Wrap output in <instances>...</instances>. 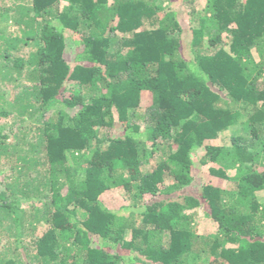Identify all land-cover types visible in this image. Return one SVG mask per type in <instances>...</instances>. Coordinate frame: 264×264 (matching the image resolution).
Segmentation results:
<instances>
[{"label":"trees","instance_id":"obj_1","mask_svg":"<svg viewBox=\"0 0 264 264\" xmlns=\"http://www.w3.org/2000/svg\"><path fill=\"white\" fill-rule=\"evenodd\" d=\"M61 1L0 5L17 26L0 30V264H264V0H207L189 58L156 0ZM198 149L232 191L183 192ZM112 187L128 216L101 201Z\"/></svg>","mask_w":264,"mask_h":264},{"label":"rangeland","instance_id":"obj_2","mask_svg":"<svg viewBox=\"0 0 264 264\" xmlns=\"http://www.w3.org/2000/svg\"><path fill=\"white\" fill-rule=\"evenodd\" d=\"M16 0H3L2 5L3 7L10 8ZM157 4L161 6L162 12L166 11L168 8L174 9L178 12V18L183 26L182 31V40H183V51L181 52L182 55L186 58L191 56V41L193 37V27L199 26V19L200 17H204L207 11V0H156ZM70 5L69 0H62L60 2V7L64 8ZM12 12L4 14V18L0 19V30L3 33L17 31V26H14L11 23ZM115 24V20H112L111 25ZM67 34H70L69 31ZM207 39V34L205 35ZM68 45L72 48V41L71 38H68ZM34 43L27 45L23 48L22 54L27 55V53L34 49ZM256 57L257 54L255 53ZM13 85L6 84L0 82V92H5L8 98H11L13 94ZM153 96L150 92L145 91L143 92V100L141 107L139 109V114H142L145 109L152 103ZM71 110V109H69ZM53 114V112H52ZM242 121L238 123L236 126L229 128L228 130L224 131L217 139L213 140L212 142L215 145H222L226 148H230L231 143V135L233 134H241L242 133ZM0 122H8V119L0 120ZM10 140L14 141V135L10 133ZM204 153L203 149H198L196 154H194L195 164L194 169L192 171L193 175V182L187 186L183 192L187 195L193 196H201V192L203 186L206 183H211L213 185L219 186L227 191H232L235 187V181L229 180L226 178L219 177L214 175L210 172V166L215 164H203L200 159L202 158ZM155 164V160H150L148 167H152ZM240 171L239 164H237L233 168L228 169V173L232 177H236ZM171 178L167 180V183H171ZM178 194V193H177ZM152 198L153 196H148ZM260 201L264 202V192H260L258 195ZM161 198V196H160ZM101 201L111 210L118 212L120 215L128 216L129 210L126 208L128 202L124 199L122 189L118 187H112L106 190L101 195ZM196 212L197 217V232L200 235H214L218 231V226L214 222V220L206 214V208H196L191 210L190 212ZM204 257V256H203ZM205 259V258H204ZM203 259V260H204ZM203 260L193 261L192 264L202 263Z\"/></svg>","mask_w":264,"mask_h":264}]
</instances>
